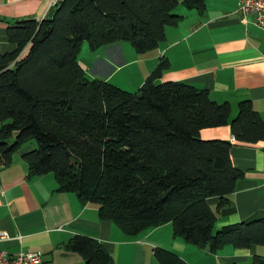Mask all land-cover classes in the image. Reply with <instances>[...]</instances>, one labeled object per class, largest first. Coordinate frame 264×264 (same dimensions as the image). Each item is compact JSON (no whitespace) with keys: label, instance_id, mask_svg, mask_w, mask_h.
I'll return each mask as SVG.
<instances>
[{"label":"trees","instance_id":"1","mask_svg":"<svg viewBox=\"0 0 264 264\" xmlns=\"http://www.w3.org/2000/svg\"><path fill=\"white\" fill-rule=\"evenodd\" d=\"M201 12L204 0H182ZM179 0H58L49 18L7 27L12 51L0 53V163L22 153L28 176L53 173L57 190L98 207L128 236L164 223L174 237L216 252L224 245H264V218L214 230L207 198L229 203L242 172L230 160L232 143L202 139L200 129L230 124L235 140H264V121L250 100L217 103L205 89L182 81L157 82L168 68L160 58L135 91L89 79L77 56L86 41L95 50L129 42L138 53L165 38L181 18ZM85 264H114L94 238L74 235L65 244ZM159 264H187L158 248ZM248 264H264L255 255Z\"/></svg>","mask_w":264,"mask_h":264},{"label":"crops","instance_id":"2","mask_svg":"<svg viewBox=\"0 0 264 264\" xmlns=\"http://www.w3.org/2000/svg\"><path fill=\"white\" fill-rule=\"evenodd\" d=\"M54 4L0 0V53L16 47L7 39L8 26L24 19L49 18ZM204 4L199 12L179 0L176 12L181 18L165 26V38L154 49L135 53L123 41L92 50L84 41L78 63L87 78L132 92L160 58H167L169 66L157 82L182 81L205 89L211 100L229 103L231 119L238 103L250 100L264 121V28L252 14L239 10L237 0H204ZM199 136L230 141L231 163L243 174L228 195V204L217 208L219 198H207L216 214L214 230L264 218V140L237 141L229 123L204 127ZM28 147L14 153L9 164L0 165V249L11 255L39 251L40 264H85L79 254L64 247L74 235H85L99 241L114 264H159L154 254L158 248L177 254L187 264H248L253 256H264V245H224L216 252L197 247L174 237L170 222L128 236L112 221L100 220L96 204L81 202L73 192L58 191L53 173L28 176L21 157L33 143Z\"/></svg>","mask_w":264,"mask_h":264},{"label":"built area","instance_id":"3","mask_svg":"<svg viewBox=\"0 0 264 264\" xmlns=\"http://www.w3.org/2000/svg\"><path fill=\"white\" fill-rule=\"evenodd\" d=\"M55 3L58 0H51ZM238 8L244 14H252L256 23L264 28V0H237ZM1 165V163H0ZM5 235H1V238ZM17 235L16 238H20ZM42 255L39 251L19 252L15 255L0 249V264H40Z\"/></svg>","mask_w":264,"mask_h":264},{"label":"rangeland","instance_id":"4","mask_svg":"<svg viewBox=\"0 0 264 264\" xmlns=\"http://www.w3.org/2000/svg\"><path fill=\"white\" fill-rule=\"evenodd\" d=\"M181 6H182V5L179 6V9H180ZM179 9H178V10H179ZM176 11H177V9H176ZM123 43H125L126 45H129L130 47H132L131 44H130L129 42H123ZM132 49H133V51H134L135 53H137V52L134 50V48H132ZM137 88H138V87H137V85H136V86H135V89H133V90L136 91ZM125 90H127V89H125ZM128 91H130V90H128ZM135 91H132V92H135ZM31 143H33L32 140H31V141L29 140V141L25 142V143L23 144V146H22L21 149L29 148L28 146L31 145ZM34 145H35V143H33V146H34ZM15 153H17V152H15Z\"/></svg>","mask_w":264,"mask_h":264}]
</instances>
